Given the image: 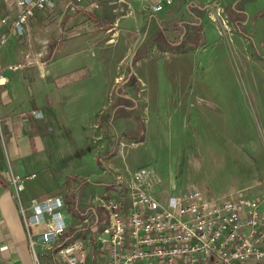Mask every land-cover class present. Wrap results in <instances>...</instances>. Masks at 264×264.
Masks as SVG:
<instances>
[{
  "label": "crops",
  "instance_id": "0c3cea01",
  "mask_svg": "<svg viewBox=\"0 0 264 264\" xmlns=\"http://www.w3.org/2000/svg\"><path fill=\"white\" fill-rule=\"evenodd\" d=\"M200 1L203 0H177L173 7L159 14H151L142 7V15H148L150 20L144 33H152L154 23H162L171 15L184 16L185 26H195L191 19L201 10ZM220 1L231 4V15L246 18L247 2L254 0ZM242 1L243 7L239 5ZM119 7L105 1L96 10L76 14L91 20L93 28L113 32L112 36L120 39L124 33L117 27L119 20L108 21ZM51 12L40 13L46 19L53 15ZM104 22H110L111 27L106 29ZM241 24L235 21L240 31ZM172 26L178 30L181 24ZM29 28L28 24L24 40L6 33L8 42L0 46V68L6 81L0 86V264H32L28 232L19 213L20 208L29 209L32 200L60 197L67 222L60 241H80L94 247L96 231L107 222L106 200L115 195L125 197L124 188L115 181L116 176H126L121 169L125 149L149 141L159 130L151 119L145 118L152 108L151 91L145 82L151 81L153 73L144 79L131 70L127 74L123 71L130 69L133 62L148 58L146 47L135 48L131 42L130 35L139 34L137 29L133 33L125 31L128 36L117 50L113 48L119 45L117 40L112 45L96 46L93 38L92 42L85 41L88 35L71 31L65 37L67 40L36 41ZM182 32L187 36V31ZM0 33L5 34V29L1 28ZM157 33L165 39V32ZM183 42L181 39L176 44ZM188 43L196 45L193 39ZM164 44L169 46L166 41ZM162 47L157 43L156 48ZM36 53L44 56L37 65L7 70V66L25 64V56ZM178 61L184 64L193 59ZM191 79H195L194 74ZM187 91L191 92L187 89L185 94ZM34 111H41V118L32 117ZM31 175L35 177L30 178ZM16 177L22 181L20 192L11 182ZM154 189L157 196L159 189ZM36 248L40 260L48 258L56 264L55 247L48 256H44L42 246Z\"/></svg>",
  "mask_w": 264,
  "mask_h": 264
},
{
  "label": "rangeland",
  "instance_id": "374dc122",
  "mask_svg": "<svg viewBox=\"0 0 264 264\" xmlns=\"http://www.w3.org/2000/svg\"><path fill=\"white\" fill-rule=\"evenodd\" d=\"M247 3L248 15L243 18L231 15L229 2L203 0L198 3L199 13L191 9L196 14L191 19L195 26H185L184 16L171 15L154 23L155 29L147 35L143 30L150 24L149 17L142 15L140 2H133L129 16L121 6L108 18L110 22L119 20L117 27L124 33L120 39L114 38L113 32L93 28L86 17H67L70 14L61 5L52 16L45 19L39 12L28 24L36 41H59L71 31L88 35L85 41L93 38L96 46L112 45L117 40L119 45L113 47L117 50L122 48L125 31L138 30L130 40L135 48L146 47L148 58L123 71L127 74L131 70L144 79L153 73L151 81L145 82L152 104L145 118L159 130L149 141L125 149L121 169L125 173L139 166L152 170L160 180L156 185L159 203L165 201L167 193L193 190L204 200L221 203L227 197L248 194L257 181L264 180V0ZM239 5L243 7L245 2ZM5 9L1 4L0 14ZM236 20L242 23L241 31L235 27ZM110 22L103 23L106 29ZM172 23L181 27L173 30ZM156 30L165 32V39ZM182 31H187V36ZM181 39L182 45L176 44ZM192 39L196 45L189 46ZM157 43L164 47L156 48ZM183 58L193 61L179 63ZM129 59L127 56L125 64ZM187 89L191 92L185 94ZM35 252L39 254V249ZM42 259L52 264L48 258Z\"/></svg>",
  "mask_w": 264,
  "mask_h": 264
},
{
  "label": "built area",
  "instance_id": "2783aa9c",
  "mask_svg": "<svg viewBox=\"0 0 264 264\" xmlns=\"http://www.w3.org/2000/svg\"><path fill=\"white\" fill-rule=\"evenodd\" d=\"M105 1L124 7L125 16L131 14L133 2H140L151 14H159L177 2L0 0L6 8L0 14V29H5V34L0 33V46L8 42L6 33L24 40L29 20L39 12L55 11L61 5L67 14H76L96 10ZM43 57L42 53L27 54L25 64L10 65L7 70L37 65ZM5 82L0 68V86ZM41 116V111L32 112L35 119ZM126 174L115 177L125 197L106 200L107 222L96 231L94 247L80 241H60L67 228L60 197L32 200L29 209L20 208L32 264H44L35 252L36 245L44 248V256L55 247L56 264H264V180L257 181L248 194L227 197L221 203L204 200L197 190L170 195L159 203L154 188L160 180L152 170L140 167ZM11 182L17 192L23 189L19 178Z\"/></svg>",
  "mask_w": 264,
  "mask_h": 264
}]
</instances>
